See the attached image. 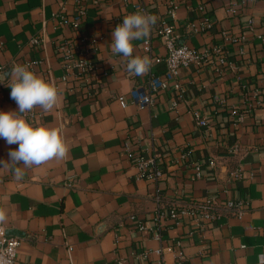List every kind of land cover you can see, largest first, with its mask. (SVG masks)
<instances>
[{"label":"crops","instance_id":"0c3cea01","mask_svg":"<svg viewBox=\"0 0 264 264\" xmlns=\"http://www.w3.org/2000/svg\"><path fill=\"white\" fill-rule=\"evenodd\" d=\"M172 4L179 7L175 18ZM139 6L156 23L133 41L131 58H148V40L155 55L166 54L158 34L165 22L180 44L199 51L224 46L227 64L214 59L182 69V97L172 88L159 92L150 108L123 107L119 97L145 85L148 72L128 70L131 58L112 51V32ZM82 8L78 30L61 23ZM84 37L89 41L81 48L96 76L71 75L59 54L63 46L80 47ZM15 65L28 66L59 91L51 110L16 115L56 129L68 149L63 158L25 167L7 161L18 145L0 139V160L8 164L0 168V226L21 241L16 264H157L160 248L174 249L163 255L166 264H264V0H0V77ZM7 79L0 83V111H18ZM195 113L208 125H199ZM141 154L160 155L164 176L157 184L137 178ZM236 167L242 179L232 178ZM207 198L245 201L246 213L202 229L192 219L169 220L157 231L161 203ZM147 252L149 258L141 256Z\"/></svg>","mask_w":264,"mask_h":264},{"label":"built area","instance_id":"2783aa9c","mask_svg":"<svg viewBox=\"0 0 264 264\" xmlns=\"http://www.w3.org/2000/svg\"><path fill=\"white\" fill-rule=\"evenodd\" d=\"M178 8V5L172 4L169 14L175 18ZM138 10L140 13H146V9L143 6H139ZM84 15L85 10L82 8L74 20H69L66 16H62L61 23L78 30ZM203 24L206 28H210L212 22L209 18H206ZM158 34L166 47V54L163 56L155 55L152 42L150 40L146 41L145 53L150 60L146 84L133 88L128 97H119V101L123 107L132 103L141 108H150L154 104L155 97L159 92L172 88L182 97L186 92V88L180 80L182 69L189 67L201 69L213 62L214 59L223 66L227 64L226 48L224 46H212L199 51L188 45L180 44L175 34V27L165 22ZM226 39L227 41H233V38L228 35H226ZM88 41V38L84 37L78 40L80 47L69 44L61 48L59 54L64 60L67 71L71 72V75L96 76V68L91 62L89 53L81 48ZM40 42L37 38L33 40L34 44H39ZM158 66L164 68L163 72L159 73L154 70ZM64 79L67 80L68 76ZM195 119L201 126L208 125V122L199 113H195ZM238 155L239 149L237 147L230 150L231 157L235 158ZM182 158L185 159L186 156L183 155ZM218 164L219 158L215 157L210 160L209 166L212 169H216ZM134 165L137 169V178L140 180L157 184L164 176L163 163L158 154L153 156L138 155ZM195 173L198 178L202 177L201 166L195 168ZM231 176L235 179H242L243 172L241 167H236L232 171ZM245 207V201L228 200L225 204H220L215 198H207L203 201H190L186 204L177 202L170 204L161 203L155 212V226L157 231L160 232L163 224L169 220L179 224L182 220L192 219L196 222L197 228L202 229L207 223L218 221L225 217H242L246 213ZM158 237H161V235L158 234ZM177 245L181 246V242H177ZM20 246L21 241L10 237L7 234V229L0 226V264H16ZM173 251V248H160L157 250L155 253L162 256L157 264H166L163 255L165 252ZM150 254V252H147L141 256L149 258ZM117 264H124V262L120 260Z\"/></svg>","mask_w":264,"mask_h":264},{"label":"clouds","instance_id":"9594fccd","mask_svg":"<svg viewBox=\"0 0 264 264\" xmlns=\"http://www.w3.org/2000/svg\"><path fill=\"white\" fill-rule=\"evenodd\" d=\"M155 23L154 16L139 12L129 14L112 32V51L123 57H133V41L147 37ZM149 66L150 60L147 57L131 58L127 63L128 70L136 75L144 74ZM6 77H10L7 80L11 81L5 83L11 89L10 98L18 106V111H0V139L5 140L8 145H18L9 151L7 161L30 167L39 166L54 158H63L68 149L56 129L33 126L16 115L17 112L26 113L36 107L51 110L59 100L56 86L29 70L26 65H15L10 72L0 77V83H4ZM7 166L5 160H0V168ZM15 174L17 179L22 178L19 168L15 169ZM4 220L5 213L0 210V222Z\"/></svg>","mask_w":264,"mask_h":264}]
</instances>
